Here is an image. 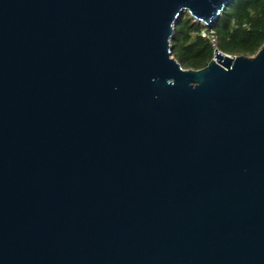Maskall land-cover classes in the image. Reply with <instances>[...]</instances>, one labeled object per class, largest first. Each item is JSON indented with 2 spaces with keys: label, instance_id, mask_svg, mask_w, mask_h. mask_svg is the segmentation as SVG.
I'll use <instances>...</instances> for the list:
<instances>
[{
  "label": "water",
  "instance_id": "obj_1",
  "mask_svg": "<svg viewBox=\"0 0 264 264\" xmlns=\"http://www.w3.org/2000/svg\"><path fill=\"white\" fill-rule=\"evenodd\" d=\"M231 0H0V264H264V43L184 68Z\"/></svg>",
  "mask_w": 264,
  "mask_h": 264
},
{
  "label": "trees",
  "instance_id": "obj_2",
  "mask_svg": "<svg viewBox=\"0 0 264 264\" xmlns=\"http://www.w3.org/2000/svg\"><path fill=\"white\" fill-rule=\"evenodd\" d=\"M203 29L216 32L219 50L252 56L264 43V0H231L212 25L182 12L175 24L171 53L184 68L205 67L213 57V47L201 35Z\"/></svg>",
  "mask_w": 264,
  "mask_h": 264
},
{
  "label": "built area",
  "instance_id": "obj_3",
  "mask_svg": "<svg viewBox=\"0 0 264 264\" xmlns=\"http://www.w3.org/2000/svg\"><path fill=\"white\" fill-rule=\"evenodd\" d=\"M201 35L210 42L214 51H215V49L218 50V48H217V39L218 38H217L216 32L213 29H203L201 31Z\"/></svg>",
  "mask_w": 264,
  "mask_h": 264
}]
</instances>
